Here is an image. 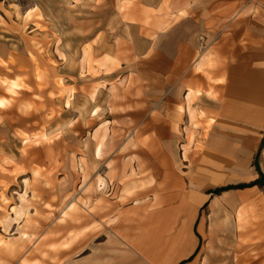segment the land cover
Listing matches in <instances>:
<instances>
[{
  "label": "rangeland",
  "instance_id": "1",
  "mask_svg": "<svg viewBox=\"0 0 264 264\" xmlns=\"http://www.w3.org/2000/svg\"><path fill=\"white\" fill-rule=\"evenodd\" d=\"M182 1L186 4L180 8L201 4ZM171 4V0H0L4 61L0 98L7 100L0 106V264L228 261L207 256H237L240 264H264V136L261 148L250 157L242 150L207 156L219 150L209 148L205 124L198 110L188 105L187 94L185 100L173 102L178 109L173 133L178 136L169 144L157 133L153 146L142 124L124 115L129 108L114 104L125 101L132 91L138 100L135 109H142L137 67L142 55L131 47V36L141 51L148 39L160 40L163 47L168 37H159V32L171 24L167 18ZM252 13H231L229 21L246 20L245 28L250 29ZM254 15L260 19L264 43V11L255 10ZM15 40L21 48L11 46L15 50L6 52L5 44ZM200 40L198 54L207 56L206 69L213 70L219 44L205 45L202 36ZM244 41L247 44L248 38ZM104 46L114 51H100ZM151 48L146 58L158 56L159 49ZM126 60L133 66L122 70ZM69 61L75 64L71 79L62 69ZM116 68L122 70L110 84L116 94L100 104L110 108L105 113L122 116L94 119L87 113L86 118V96L108 86L100 74ZM12 79L23 84L17 93L2 81ZM72 82L71 91L84 97L66 110L62 99L70 85L64 84ZM161 101L154 99L156 119L161 116L157 105ZM103 136L104 153L95 162L94 148ZM99 177L106 180L103 190L96 188ZM168 183L173 184L172 193ZM169 193L176 197L174 208H157L155 202ZM192 194L196 199L190 206ZM218 245L225 249L211 248Z\"/></svg>",
  "mask_w": 264,
  "mask_h": 264
},
{
  "label": "crops",
  "instance_id": "2",
  "mask_svg": "<svg viewBox=\"0 0 264 264\" xmlns=\"http://www.w3.org/2000/svg\"><path fill=\"white\" fill-rule=\"evenodd\" d=\"M180 1L182 0H171L173 9L167 16L168 20L171 18V24L166 30L159 32V37H168L167 41L164 40V49L160 40L159 43H156L152 39H148L149 44L141 51L142 48H137L135 38L131 36V47L142 55L137 66L141 68L139 77L142 80L143 93L140 99L142 100V109L140 111L135 109L138 100L133 99L136 94L132 91L126 95L125 101H115L114 104L120 108H129L124 109L126 110L124 115H130L139 125L142 124V128L146 129L148 135L153 139V146L157 144L158 136L165 138L164 143L172 144L173 139L175 140L178 136L173 133V128L176 126L175 113L178 111L173 104L175 98L179 101L184 97L185 100L190 90L200 89L199 100H196L193 107L204 112V116L200 119L203 120L208 133L209 148L219 150L218 153L207 154V156L220 154L230 156L238 154L237 152L242 150L247 151L250 157L259 151L264 136V43L261 36L260 19L254 15L255 10L264 11V0H201V4L191 8L185 6L180 8L181 4H186L185 1ZM196 1L194 0L193 3ZM240 11L253 12L249 15L251 20L247 22L251 26L250 29L245 28L246 20L238 22L237 19H232L231 22L229 21L231 13ZM142 18L139 17L141 20ZM201 36L205 45H209L212 41V45L219 44L215 50L217 64L213 70L206 69L207 56L198 54L199 47L203 43L200 40ZM245 38H248L247 44H245ZM16 42L17 40L5 44L4 50L9 53L12 49H20L21 47H16ZM11 46H14L15 49L10 48ZM151 47L158 48L159 53L157 57L149 59L145 55L148 50L152 49ZM100 49V51L105 50L109 53L114 51L112 46L111 48L104 46ZM128 60L134 61L133 59ZM128 60L122 62V70L133 66V64L127 63ZM62 69L64 76L71 79L75 64L69 61L63 65ZM117 69H113L110 73H102L101 77L97 76L102 78V82H107L108 86H101L97 89L94 96L97 97L96 103L92 101L90 94L86 96L84 107L86 118L87 113L93 116L94 110L90 112L91 105H95L96 108L102 107L101 111L104 113L100 111L99 116H122L123 113H114L113 116L109 112L105 113L111 111L110 108L100 104L104 97L107 102L110 96L116 94L110 91L112 90L110 84L118 79L117 75L122 71ZM14 74L17 75V72ZM100 78H97L96 81ZM68 85H70V89L66 92L68 96L62 99L66 110L72 108L79 99L84 97L71 91L73 82L64 84V86ZM70 91L73 93L71 97L69 96ZM156 97L162 98V101L157 104L161 109L159 110L161 116H158L157 119L155 117L156 106H154ZM69 98L70 102L67 106ZM186 110H189L187 104H185ZM79 113L81 114L82 111ZM75 119L73 117V121ZM208 120H213V123L206 127ZM74 132L71 129V133ZM157 133L159 135L153 138V135L156 136ZM217 135L219 137H216ZM218 141L222 142L215 143ZM203 156H206V153ZM164 184L162 183V187ZM183 186L185 187V183ZM157 187H161V184L159 183ZM166 188L172 193L173 184H166ZM170 193L168 197L160 199L158 204L156 201L155 206L164 210L173 209L176 197L173 199ZM195 199L196 197L192 194L190 202L188 201L187 204L191 206L192 202L195 203ZM145 205L146 203L135 204V207L140 208ZM150 212L156 213L157 211L155 209ZM211 248L225 249L224 246L219 245ZM210 258L211 260L226 259L228 260L227 264H233V262L240 264L237 256L233 259L227 256H207V260Z\"/></svg>",
  "mask_w": 264,
  "mask_h": 264
},
{
  "label": "bare ground",
  "instance_id": "3",
  "mask_svg": "<svg viewBox=\"0 0 264 264\" xmlns=\"http://www.w3.org/2000/svg\"><path fill=\"white\" fill-rule=\"evenodd\" d=\"M1 63H4L3 60H0ZM4 81L6 84H8V90L13 92V93H17L18 90H20L22 87H23V84L20 82L19 79H12L10 80V82L6 81V80H2ZM96 90L92 92V101L93 102H97V97H94L96 95ZM72 93V92H71ZM73 94V93H72ZM70 94V97L71 95ZM189 94L191 95V97L189 98L188 100V105H193L194 106V103L196 102V100H199V95L201 94V90H190L189 91ZM7 100L4 99V98H0V106H5L6 105V102ZM70 102V98L68 100V103L67 105L69 104ZM91 109H90V112H92L93 110V118H97L99 115H100V111L102 110V107L98 106L97 108L95 107V105H91ZM190 108V107H189ZM193 109H196V107H192ZM181 110L184 111V106H181ZM199 118H201L202 116H204V112L202 110H198L197 112ZM92 119V118H91ZM94 121V120H93ZM91 121V122H93ZM213 123V120H208L207 121V124L208 126L206 125V127H209L211 124ZM22 138L24 139V141H28L29 138L26 136H22ZM105 138L106 136H103V138L98 142L96 143L95 145V148H94V159H95V162L97 161H100V158L103 156V148H104V145H105ZM95 165H97V163H95ZM97 190H103L105 187H106V180L102 177H99L97 179Z\"/></svg>",
  "mask_w": 264,
  "mask_h": 264
},
{
  "label": "trees",
  "instance_id": "4",
  "mask_svg": "<svg viewBox=\"0 0 264 264\" xmlns=\"http://www.w3.org/2000/svg\"><path fill=\"white\" fill-rule=\"evenodd\" d=\"M252 185H254V184H251V186H252ZM219 190H220V191H223V190H225V188H220Z\"/></svg>",
  "mask_w": 264,
  "mask_h": 264
}]
</instances>
